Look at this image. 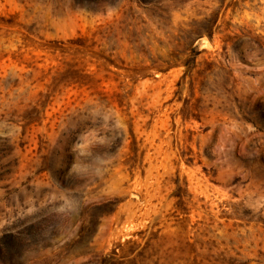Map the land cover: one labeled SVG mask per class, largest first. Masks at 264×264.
Segmentation results:
<instances>
[{
	"label": "rangeland",
	"instance_id": "374dc122",
	"mask_svg": "<svg viewBox=\"0 0 264 264\" xmlns=\"http://www.w3.org/2000/svg\"><path fill=\"white\" fill-rule=\"evenodd\" d=\"M0 264H264V0H0Z\"/></svg>",
	"mask_w": 264,
	"mask_h": 264
},
{
	"label": "trees",
	"instance_id": "16d2710c",
	"mask_svg": "<svg viewBox=\"0 0 264 264\" xmlns=\"http://www.w3.org/2000/svg\"><path fill=\"white\" fill-rule=\"evenodd\" d=\"M219 3H221V5L223 4L224 0H218ZM150 4H158V1H152ZM203 33L205 36H207L209 39L211 38L212 35V25L209 23L207 25H205V29H203ZM233 40H237V36L235 37H227L223 42L225 44V46L229 45L230 43H232ZM237 54V56L239 57V59L243 60L244 59V52L240 49V47H231ZM183 66L185 67V74L188 73V63L187 61H183L182 62Z\"/></svg>",
	"mask_w": 264,
	"mask_h": 264
}]
</instances>
